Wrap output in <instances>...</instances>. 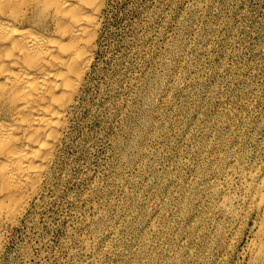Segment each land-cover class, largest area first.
<instances>
[{"label": "rangeland", "instance_id": "obj_1", "mask_svg": "<svg viewBox=\"0 0 264 264\" xmlns=\"http://www.w3.org/2000/svg\"><path fill=\"white\" fill-rule=\"evenodd\" d=\"M93 55L0 264H236L220 202L264 155V0H106Z\"/></svg>", "mask_w": 264, "mask_h": 264}, {"label": "bare ground", "instance_id": "obj_2", "mask_svg": "<svg viewBox=\"0 0 264 264\" xmlns=\"http://www.w3.org/2000/svg\"><path fill=\"white\" fill-rule=\"evenodd\" d=\"M105 1L0 0V247L51 173L93 64ZM236 171L240 193L220 202L234 245L247 233L236 264H264V155Z\"/></svg>", "mask_w": 264, "mask_h": 264}]
</instances>
